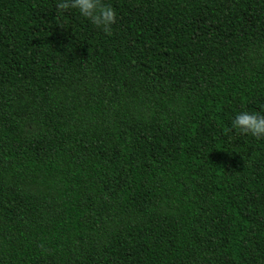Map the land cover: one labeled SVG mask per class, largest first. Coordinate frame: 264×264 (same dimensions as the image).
Masks as SVG:
<instances>
[{
    "label": "trees",
    "instance_id": "trees-1",
    "mask_svg": "<svg viewBox=\"0 0 264 264\" xmlns=\"http://www.w3.org/2000/svg\"><path fill=\"white\" fill-rule=\"evenodd\" d=\"M0 0V264H264V0Z\"/></svg>",
    "mask_w": 264,
    "mask_h": 264
},
{
    "label": "clouds",
    "instance_id": "clouds-1",
    "mask_svg": "<svg viewBox=\"0 0 264 264\" xmlns=\"http://www.w3.org/2000/svg\"><path fill=\"white\" fill-rule=\"evenodd\" d=\"M76 9L97 29L106 35L112 34V25L116 23L115 10L103 3V0H59L56 5L57 16ZM232 128L241 134L264 139V115L247 111L239 113L232 121Z\"/></svg>",
    "mask_w": 264,
    "mask_h": 264
}]
</instances>
